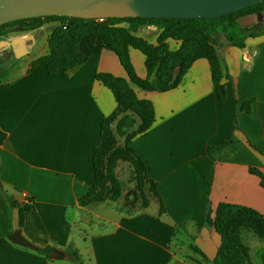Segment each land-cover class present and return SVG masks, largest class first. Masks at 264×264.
<instances>
[{"label":"crops","instance_id":"obj_1","mask_svg":"<svg viewBox=\"0 0 264 264\" xmlns=\"http://www.w3.org/2000/svg\"><path fill=\"white\" fill-rule=\"evenodd\" d=\"M52 29L49 24L28 33L37 38L31 52L41 55L35 59L47 53ZM159 33L147 25L136 36L156 44ZM166 43L170 51L180 46ZM128 54L136 75L145 78V57L133 48ZM221 69L230 79L222 106L205 59L193 62L167 92L134 89L138 99L151 102L154 120L131 147L165 210L152 199L134 214L118 203L102 208L107 203L81 202L94 184L89 161L102 121L116 109L113 93L96 75L127 79L117 56L102 50L68 71L49 73L41 63L10 79L0 76V264H78L72 251L80 264H212L220 238L210 227L195 230L201 214L228 204L264 217V189L249 173L255 168L264 175V37L230 49ZM224 140V156L208 152ZM10 198L15 207L8 206ZM150 202L156 205L151 212ZM17 230L27 245L8 239ZM240 240L248 264H263L264 242L249 229L240 230ZM193 245L206 260L193 253ZM34 247L61 257L50 259Z\"/></svg>","mask_w":264,"mask_h":264},{"label":"trees","instance_id":"obj_2","mask_svg":"<svg viewBox=\"0 0 264 264\" xmlns=\"http://www.w3.org/2000/svg\"><path fill=\"white\" fill-rule=\"evenodd\" d=\"M256 12L264 13V2L215 19L108 18L95 20L49 16L22 19L0 25V41H4L8 36L16 33L34 32L48 21L57 23L55 29L48 34V53L37 59L31 68L43 63L49 73H56L59 70L68 71L83 64L90 55L100 53L102 50H109L117 56L126 73L127 79L106 74L96 75V79L113 93L116 109L102 121L98 146L92 152L89 161L94 174V184L88 188V193L81 199L82 203L97 204L106 200L115 202L118 199L120 184L113 169L119 160L126 161L133 167L137 189L139 191L146 190L158 202L160 201L156 184L148 178L145 164L131 147L132 138L145 133L154 120L151 102L138 99L134 89L144 92H167L179 84L193 62L205 59L209 65L214 92L222 106L226 100L230 79L223 76L220 49H242L248 38L264 37V25L249 24L244 26L241 22ZM120 22L129 23V28H115L114 25ZM147 25L159 27L160 33L156 44H151L136 36L139 29ZM192 38L195 40L191 41ZM168 39L180 41L179 48L170 51L166 43ZM129 48L140 51L145 57L144 65L147 72L145 78L136 75L129 59ZM2 65L3 62H0V66ZM174 71H177L176 77L173 82H170L171 73ZM225 79L226 82H224ZM124 105L140 117L142 129L127 138L126 147L120 158L110 159L108 164L103 167L105 152L111 144V139L107 136L108 123L118 109ZM234 129H237L236 117ZM227 145L228 140H224L209 147L208 152L217 157L224 156L225 153L222 150ZM249 173L259 179L260 186L264 189V175L255 168H250ZM145 203L147 205L148 201L146 200ZM159 204L160 211L165 212L162 203L159 202ZM8 206L15 207L16 202L10 198ZM19 217L21 226L23 223L21 212H19ZM193 226L197 232L202 228L210 227L218 234L220 244L212 264L248 263L247 253L240 242L242 228H249L264 241V217L257 211L244 206L219 204L213 215L210 214V211L201 214ZM191 249L203 260H206L197 247L193 245ZM34 250L38 254L48 257L51 249L34 247ZM68 254L80 264V257L75 251ZM262 262L264 264V256ZM198 264L204 263L198 262Z\"/></svg>","mask_w":264,"mask_h":264},{"label":"water","instance_id":"obj_3","mask_svg":"<svg viewBox=\"0 0 264 264\" xmlns=\"http://www.w3.org/2000/svg\"><path fill=\"white\" fill-rule=\"evenodd\" d=\"M264 0H0V25L17 20L64 16L81 19H215L223 15L258 5ZM251 18L255 25H264L262 12ZM115 28L127 29L129 23L120 22ZM8 41H0V50L7 48ZM8 239L18 245H27L19 230ZM56 250L50 259H58Z\"/></svg>","mask_w":264,"mask_h":264},{"label":"rangeland","instance_id":"obj_4","mask_svg":"<svg viewBox=\"0 0 264 264\" xmlns=\"http://www.w3.org/2000/svg\"><path fill=\"white\" fill-rule=\"evenodd\" d=\"M241 22L244 26H246L252 24L253 19L251 17H247L244 18ZM49 24L53 25L52 30H54L55 29L54 27L57 25L56 22L48 21L42 27L44 28L46 27V25ZM148 26L151 27L154 25H148ZM154 27L158 28L159 30V27L157 26ZM28 33H16L8 36L6 40H4V41H8L9 45L7 48L0 50V62H3L2 69L4 70L6 69L5 71L4 70L1 71L0 74L1 77L5 79H10L12 77L18 76L26 69L27 70L30 69L33 63L37 60L35 58L41 55L40 53L37 54L35 52L34 53L31 52V48L37 38H34L32 35H28ZM151 38L152 37L150 36L148 37L146 36L145 40L147 42L150 40L151 42L153 40V38L152 39ZM190 40L194 41L195 39L192 38ZM17 46H19V48H17ZM230 49L232 48L220 49L221 56L225 57L226 53ZM46 54H44L43 56H45ZM177 71L171 73L170 82H173V80L175 79ZM141 129H142V121L135 112H133L125 105L119 108L107 126V136L111 139V144L109 145V147L105 152V156L103 159V167L108 164L110 159L120 158L123 149L126 147L127 138L129 136H133L137 134L138 132L141 131ZM113 172L115 174L117 181L120 184V196L115 202H109L108 200L104 201L103 203H107V204L102 205V208H107L111 205H115L116 203H118L119 207L126 208L127 213L134 214L143 207H146V203H145L146 200L149 202L150 200L155 199L154 196L150 193H147L146 190L139 191L137 189L135 172L133 167L128 162L119 160L117 162V165L114 167ZM155 206L156 205L154 202H150V205L147 207V210L151 212L153 211ZM108 216L110 218H115V215H108ZM242 229H249V228H242ZM258 239L263 241L260 238ZM245 251L247 253L246 248ZM248 261H249V256H248ZM198 262L202 263V261L200 260H197V263Z\"/></svg>","mask_w":264,"mask_h":264},{"label":"built area","instance_id":"obj_5","mask_svg":"<svg viewBox=\"0 0 264 264\" xmlns=\"http://www.w3.org/2000/svg\"><path fill=\"white\" fill-rule=\"evenodd\" d=\"M29 202V199H28V197L27 196H23V203H28Z\"/></svg>","mask_w":264,"mask_h":264},{"label":"flooded vegetation","instance_id":"obj_6","mask_svg":"<svg viewBox=\"0 0 264 264\" xmlns=\"http://www.w3.org/2000/svg\"><path fill=\"white\" fill-rule=\"evenodd\" d=\"M263 15H264V13H263ZM18 48H19V46H18Z\"/></svg>","mask_w":264,"mask_h":264}]
</instances>
